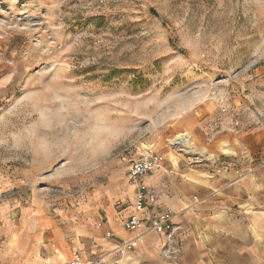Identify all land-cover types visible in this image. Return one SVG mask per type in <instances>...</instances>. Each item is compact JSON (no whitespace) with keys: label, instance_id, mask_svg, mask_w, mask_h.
<instances>
[{"label":"rangeland","instance_id":"rangeland-1","mask_svg":"<svg viewBox=\"0 0 264 264\" xmlns=\"http://www.w3.org/2000/svg\"><path fill=\"white\" fill-rule=\"evenodd\" d=\"M263 117L264 0H0V201L10 212L91 199L112 212L143 146L158 166L208 168L215 135ZM178 134L189 143L173 145ZM112 247L71 246L92 264Z\"/></svg>","mask_w":264,"mask_h":264},{"label":"crops","instance_id":"crops-1","mask_svg":"<svg viewBox=\"0 0 264 264\" xmlns=\"http://www.w3.org/2000/svg\"><path fill=\"white\" fill-rule=\"evenodd\" d=\"M228 129L211 140L210 148L220 152L214 161L231 163L244 177L235 181L233 172L214 175L212 165L185 163L178 172L164 164L156 167L143 184L155 194L159 209L175 213L178 252L172 260L164 258L162 236L148 232L120 264H264V117L246 131ZM129 187L125 206H112V212L108 205L99 207L103 217L95 209L97 199L54 212L34 202L16 213L0 201V264H63L72 256L74 240L82 251L100 253L109 245L112 251L138 233L123 226L133 211L134 188ZM140 216L148 222L150 209L145 207ZM109 230L112 237L106 236Z\"/></svg>","mask_w":264,"mask_h":264},{"label":"built area","instance_id":"built-area-1","mask_svg":"<svg viewBox=\"0 0 264 264\" xmlns=\"http://www.w3.org/2000/svg\"><path fill=\"white\" fill-rule=\"evenodd\" d=\"M177 145H182L177 144ZM161 159L158 153L152 149H146L137 159L133 160L128 167V179L134 188V201L132 204V213L125 218L123 226L125 229H135L138 233L130 240L120 241L117 246L112 250L113 256L109 259L98 258L96 263L102 262V264H120L122 258L127 252L134 250L136 242L141 238L144 233L156 232L163 238L164 244L161 248V254L164 258L172 260L174 255L178 252L176 242L179 239L180 227L174 223L175 213L170 209L161 210L155 204L156 196L153 192L147 190L143 184V178L149 175L153 170L158 167ZM218 162V163H217ZM220 163V164H219ZM218 164V165H217ZM227 161H213L211 165L213 167L212 174H229L234 173V179L238 180L244 177V173L240 168L233 169ZM126 203L123 200H117L115 202L116 207H123ZM145 207H148L151 211V216L148 222H145L141 218L140 214ZM106 236L112 237L111 231L106 232ZM63 264H92V262H84L82 256L77 250L72 252V256L69 260Z\"/></svg>","mask_w":264,"mask_h":264},{"label":"bare ground","instance_id":"bare-ground-1","mask_svg":"<svg viewBox=\"0 0 264 264\" xmlns=\"http://www.w3.org/2000/svg\"><path fill=\"white\" fill-rule=\"evenodd\" d=\"M188 144L189 143V137L185 134H178L174 141L172 142L173 145H177V144ZM143 148L147 149L148 147L147 146H143ZM182 151H184L183 149H181ZM186 152V151H185ZM213 160V159H211Z\"/></svg>","mask_w":264,"mask_h":264}]
</instances>
